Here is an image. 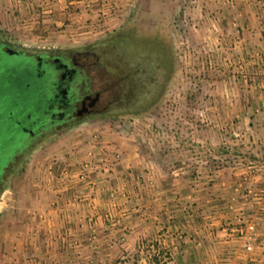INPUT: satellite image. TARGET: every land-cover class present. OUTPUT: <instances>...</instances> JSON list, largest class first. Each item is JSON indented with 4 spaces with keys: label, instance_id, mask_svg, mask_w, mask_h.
Segmentation results:
<instances>
[{
    "label": "rangeland",
    "instance_id": "374dc122",
    "mask_svg": "<svg viewBox=\"0 0 264 264\" xmlns=\"http://www.w3.org/2000/svg\"><path fill=\"white\" fill-rule=\"evenodd\" d=\"M262 3L264 10V0ZM249 5L247 1L246 6ZM241 9L240 0H0V27L13 41L27 48L77 54V51H83L89 45L134 33L140 39L158 42L164 47L166 59L169 57L164 60L163 52H151L153 57L143 70L144 79L147 84L158 82L162 85H157V92L148 95L142 111L83 120L70 130L47 137L43 146L33 153V160L40 167L39 158H47L46 162L60 173L64 165L58 164L57 160L71 147L76 136L85 132L83 130L90 132V135L102 133L100 138L116 136L122 143L133 147L136 145V151H145L154 158L162 156L164 161L160 164L140 153L149 163L146 170V198L149 203L146 206L149 207L135 212L134 216L140 219L142 215L141 220L146 218L147 222H154L158 218L165 221L167 226L175 225L177 231L172 229L169 232L173 244L145 242L129 246L126 240L111 242L109 238L112 232L116 233L122 227L107 228L106 223L97 238L91 236L89 230H84L76 243H67L71 252L56 264L193 263L190 257L188 262L185 254L188 249L186 192L193 187V183L202 184L204 174L245 164L240 157L248 156L253 150L250 132L244 129L235 132L241 120L235 108L241 102L238 98L240 92L249 91L256 81L264 84V52L257 51L256 54V51L248 50L249 45H241L245 39L241 30L243 24L237 17ZM155 24H161L166 33L164 36L158 34ZM246 24L248 20L244 26ZM132 37L125 42L127 49L137 44ZM126 46L98 48L96 51L100 57L90 54L80 59L82 63H87L93 90L101 92L97 104L99 109L112 102L118 94L115 91L120 79L112 74L115 71L113 64H116L119 73L122 72L115 63L119 59H114L108 53L112 47L114 52H126ZM127 52V55L116 54L132 59L133 65L137 66L142 55L137 50ZM20 65L17 62L14 71H23ZM122 152L125 154L126 151ZM30 160L23 170L24 174L30 169ZM226 161H229L228 165H225ZM19 177L20 174L15 180ZM14 181L8 184L0 200V240L5 234L12 233L9 198ZM213 182L214 179H209L210 186ZM159 188L165 190L161 203L168 210H163L162 218L160 210L153 203L159 200ZM118 195L102 197L105 202L116 203ZM172 202L178 207V212L174 214L170 211ZM34 213L37 215V211ZM29 214L27 210H22L17 216L25 221ZM35 214L33 216L39 219ZM108 216H103L102 220H111ZM229 222H232L228 226L229 233L239 239L246 252L240 234L233 233L232 229L239 228L250 235L254 251L256 221L240 216L233 217ZM250 225L253 230H249ZM28 234H32V231ZM69 234L73 235L68 231V240L72 238ZM6 245L2 243L1 264H27L15 259L18 256L16 249L13 250L14 254L5 251ZM175 253L178 255L175 256Z\"/></svg>",
    "mask_w": 264,
    "mask_h": 264
},
{
    "label": "crops",
    "instance_id": "0c3cea01",
    "mask_svg": "<svg viewBox=\"0 0 264 264\" xmlns=\"http://www.w3.org/2000/svg\"><path fill=\"white\" fill-rule=\"evenodd\" d=\"M240 1L242 9L237 17L243 24L241 30L245 36L241 45H249L248 50L256 51V54L257 51L263 53L262 0ZM247 1L250 8L246 6ZM247 20L248 24L244 26ZM251 86L249 91L240 92L238 98L241 102L235 108L236 115L241 116L238 123L240 127L235 132L244 129L252 137L251 154L240 157V161L245 164L204 174L205 180L202 184L193 183V187L186 192L188 249L185 254L188 262V257L193 261L192 264H264V84L256 81ZM79 130L81 129H77ZM83 131L85 132L78 134L71 147L57 160L58 164L64 165L60 173L55 172L54 166L46 162L47 158H39L41 165L38 167L33 156L30 169L14 181L10 189L12 196L9 198L12 233L5 234L0 240V251L2 243H5V251L9 254H14L13 250H17L16 260L25 261L27 264H56L71 252L67 243H76L81 239L84 230H89L91 236L97 238L106 223L107 228L118 225L122 227L118 232H112L109 238L111 242L126 240L129 246L145 242L173 244L169 232L172 229L175 231V225L167 226L165 221L158 218L154 222H147L146 218L141 220L142 215L140 219L134 216L135 212L149 207L146 206V203L149 204L148 197L146 198V170L149 163L142 158L140 151H136L137 146L122 143L116 136L100 138L102 133L90 135L87 130ZM104 141L110 143V150L118 149L122 153L123 161L113 166L114 169L102 168L93 174H83L80 168L88 151H98L105 144ZM118 147L126 151L125 154ZM99 166L101 168L105 165ZM209 179L215 180L211 186ZM164 191L157 189L159 200L153 202L160 210L161 218L163 210H167L164 203H161ZM112 192L119 194L116 203L105 202L102 196ZM170 199L173 201V198ZM140 201L145 203L141 205ZM177 209L172 202L171 214L177 213ZM22 210L30 213L25 221L17 216ZM34 211H37L39 219L33 216ZM247 212L250 213L246 215ZM108 214L112 219L103 221V216L108 218ZM240 216L256 221L255 249L251 253L246 252L239 239L229 233L228 226L232 224L229 221ZM31 231L32 234H28ZM68 231L73 234H69L72 237L69 240L66 236Z\"/></svg>",
    "mask_w": 264,
    "mask_h": 264
},
{
    "label": "flooded vegetation",
    "instance_id": "af4514ba",
    "mask_svg": "<svg viewBox=\"0 0 264 264\" xmlns=\"http://www.w3.org/2000/svg\"><path fill=\"white\" fill-rule=\"evenodd\" d=\"M156 26L158 34L164 36L166 33L161 24ZM131 36L137 44L143 43L137 45L136 49L142 55L137 63L139 85L136 87L131 78L125 77L129 70L136 67L133 60L118 57L121 53L114 52L112 47L108 54L119 59L115 63L120 66V71L122 69L119 73L116 64H113L115 71L112 74L120 79L115 91L118 94L112 102L99 109L97 104L101 92L93 90L87 63L80 61L82 57L90 55L91 51L68 54L57 50H34L13 41L0 27V200L8 184L18 174H23L27 162L43 146L47 137L70 130L88 118H104L110 114L129 115L142 111L149 99L148 95L157 92V85H162L151 82V91L147 92L148 84L143 70L151 60H147L145 53L149 51L145 49L149 48L158 54L163 52V56L166 54L158 42L140 39L134 33H127L121 39L126 41ZM92 56L97 58L99 54L94 50ZM168 58L164 57V60ZM17 62L23 67L19 73L14 71Z\"/></svg>",
    "mask_w": 264,
    "mask_h": 264
},
{
    "label": "built area",
    "instance_id": "2783aa9c",
    "mask_svg": "<svg viewBox=\"0 0 264 264\" xmlns=\"http://www.w3.org/2000/svg\"><path fill=\"white\" fill-rule=\"evenodd\" d=\"M105 144L102 145L98 151L94 149L95 147L91 146L92 149L94 150H89L87 153L86 160L83 162L82 167L80 168V171L88 174H93L97 172L98 170L100 171L102 168L105 170L113 169L112 166L114 164H117L118 162L120 163L123 158L122 154L119 152L118 149H114L113 151L109 149L111 146L110 143L104 141ZM111 148V147H110ZM113 163V164H111ZM99 164H102L104 167L99 166ZM111 164V165H110ZM111 172V171H110ZM112 194H114L112 192ZM253 230V226L250 225L249 230ZM233 233L235 234H240V240H242V243L244 244L247 252H252L253 251V243L251 241L250 235L248 233H243L241 229L239 228H234L232 229Z\"/></svg>",
    "mask_w": 264,
    "mask_h": 264
},
{
    "label": "trees",
    "instance_id": "16d2710c",
    "mask_svg": "<svg viewBox=\"0 0 264 264\" xmlns=\"http://www.w3.org/2000/svg\"><path fill=\"white\" fill-rule=\"evenodd\" d=\"M118 39V40H117ZM116 40H114V39H109V40H106L105 42H98V43H96V44H93V45H89L87 48H85V49H83V51H91V54L93 53V51L94 50H97L98 48H108V47H111V46H119V44H121L122 43V45H124V46H126V44H125V40H123V39H121V38H117ZM126 48H127V46H126ZM130 48V50L132 49V51H136V49H138V47H137V44L134 46V47H128V49ZM148 49L149 48H147V51H148ZM121 53V52H120ZM121 54H123V55H125L126 54V52H122ZM127 55V54H126ZM145 55L147 56L146 58H147V60H151L152 59V53H151V51L149 50V52L148 53H145ZM163 56V55H162ZM155 57V56H154ZM165 57V56H164ZM163 57V58H164ZM138 66H136L134 69H131V70H129V72L127 73V74H125V77H129V79L131 78V81H132V83L137 87L138 85H139V82L138 81H140L139 80V76L137 75V73H138ZM131 83V82H130ZM149 84H148V90H147V92H150L151 91V89H149ZM136 93L138 94L139 92H138V88L136 89ZM111 117V116H110ZM143 152V153H142ZM141 153L144 155V157H148L150 160H153V161H157L158 163H160V164H163V161L164 160H162L161 158H162V156H157V157H153V156H151V154H149V153H145V151H142ZM152 157V158H151ZM225 163H227V164H225V165H228L229 164V161H226ZM60 167V166H59ZM62 167V166H61ZM223 167V166H222ZM57 170H59V168H57Z\"/></svg>",
    "mask_w": 264,
    "mask_h": 264
},
{
    "label": "water",
    "instance_id": "95a60500",
    "mask_svg": "<svg viewBox=\"0 0 264 264\" xmlns=\"http://www.w3.org/2000/svg\"><path fill=\"white\" fill-rule=\"evenodd\" d=\"M25 47H28V46H26V45H24Z\"/></svg>",
    "mask_w": 264,
    "mask_h": 264
}]
</instances>
